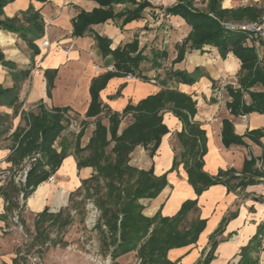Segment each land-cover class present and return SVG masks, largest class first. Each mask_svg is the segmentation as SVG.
<instances>
[{
	"label": "crops",
	"instance_id": "crops-1",
	"mask_svg": "<svg viewBox=\"0 0 264 264\" xmlns=\"http://www.w3.org/2000/svg\"><path fill=\"white\" fill-rule=\"evenodd\" d=\"M147 1L152 7L147 8L140 19L126 23L125 18L120 15L130 5L117 4L113 9V18L91 25L79 35L75 34V22L82 12L91 13L100 8L95 0H15L4 8L3 18H13L22 17L29 7H34L41 14L45 29L43 37L35 41L40 49L35 55L28 42L18 34L0 30V49L5 59L16 64L19 69L32 67L29 78L21 84L20 101L25 108L20 110L7 139L0 142V165H12L16 171L22 170L26 165L27 160L19 168L10 161L14 145L11 135L18 128L29 129L22 118V111L28 112L31 106L44 103L48 109L72 111L85 128L80 141L84 148L94 134L99 117L109 127L110 122L106 117L108 109L123 113L128 105H137L162 89L171 88L157 84L158 74L164 70L166 62H171L174 71L193 73L197 68L201 69L203 75L195 84L179 83L180 88L177 90L191 96L196 102L193 122L205 132L207 138L203 171L213 178L220 177L219 174L224 172L220 177L223 182L210 186L198 195L189 182L185 165L181 163L173 168L175 159L181 161L185 150L179 136L184 124L170 109L165 110L164 124L169 132L162 138L158 150L151 155L149 150L138 146L130 156L132 166L145 171L153 170L157 177L167 175L168 184L156 198L140 200L144 207L143 213L150 218L157 214L174 217L186 201H197L196 209L189 213L185 227L189 228L195 220H204L205 228L196 243L171 249L168 252L171 262L204 264L211 256L208 264H264V234H259L260 229L264 231V176H254L252 172L245 170L246 161L254 157L257 163L263 160L264 173V114L252 112L248 114V120L244 121L230 107L234 101L230 89L244 92L240 84L242 62L233 53L223 58L218 48L211 45L201 49L187 48L182 60L177 61L179 48L191 32V27L183 18L166 13V8L176 5L178 0ZM207 4L208 0L206 7ZM246 7L264 8V0L222 1L223 9ZM98 37L108 39L111 50L138 45V52L142 51L145 60L133 74L130 73L135 76V81H129L127 73L118 71L114 56L104 54ZM46 40H49L48 48L43 46ZM257 51L263 58V49ZM157 52H165L166 57L157 60ZM143 63H150V67L143 69ZM4 67L0 63V84L7 88L13 87L15 82L9 72L4 71L8 68ZM166 78L169 79L167 75ZM227 78L233 79V82L223 92L224 102H210L208 97L212 94L216 96V90ZM51 79L52 89L49 93ZM101 80H106L99 92L105 111L98 117H87L92 102V85ZM251 90L263 91V88L259 86ZM215 98L219 100L217 96ZM244 100L247 104L251 103L246 92ZM127 118L129 121L125 122ZM225 121L231 124L236 135L244 136L245 145L225 146L222 136ZM132 122L133 115L127 114L120 124L119 134ZM249 132H260L262 135H256L255 140H251L245 136ZM68 135L66 129L54 146L58 152H61L62 145L69 147L68 156L50 176L55 178V182H43L27 197V209L37 218L46 209L49 213L58 214L67 206L71 193L78 191L84 180L96 174L92 167H78L74 154L77 135L71 144L67 142ZM113 147L114 143L108 152ZM247 180L255 182L238 186L240 181ZM25 183L26 180L20 185L12 181L5 186L0 182V228L8 221L12 209L18 207L19 198L24 195ZM14 187L17 191L13 190ZM4 192L10 194V201L14 203L12 209H9L11 202L5 198ZM135 253L137 264H140L136 251L120 258ZM120 258L113 261V264H121Z\"/></svg>",
	"mask_w": 264,
	"mask_h": 264
},
{
	"label": "trees",
	"instance_id": "trees-1",
	"mask_svg": "<svg viewBox=\"0 0 264 264\" xmlns=\"http://www.w3.org/2000/svg\"><path fill=\"white\" fill-rule=\"evenodd\" d=\"M14 1L0 0V30L18 34L28 42L33 54H38L40 49L35 41L44 35L45 24L42 16L31 6L22 17L3 18L4 8ZM36 1L44 2V0ZM95 1L100 4V8L91 13L82 12L78 16L75 22L76 35L83 34L91 25L104 23L113 18V9L117 4L130 5L125 13L120 15L125 18L126 23L140 19L144 11L152 7L147 0ZM222 1L208 0L207 7L200 9L195 6L194 0H178L176 5L166 8L167 14L183 18L191 27L190 34L179 48L177 61L182 60L187 48L201 49L206 45L218 48L223 58L233 53L242 62L240 84L244 92L230 89L234 97L230 105L232 112L237 115L252 112L264 114V54L261 58L257 48L248 43L245 33L228 30L223 24L231 22L230 20L250 22L259 20L264 14V8L223 9ZM97 39L104 54L114 56L119 72L133 74L145 60L142 51L138 52L137 44L127 49L111 50L108 39L102 37ZM262 49L264 52V47ZM165 57V52L156 53L157 60ZM0 63L12 70L11 77L15 82L10 88L0 84V107L14 109V113L17 114L22 106L21 84L29 78L32 67L19 69L16 64L5 59L1 49ZM202 75L201 69L197 68L193 73L173 71L168 78L177 83L193 85ZM105 82L106 80H101L93 83L92 102L87 117H98L105 111L99 96ZM259 86L263 91L251 90ZM51 89L52 79L48 86L49 93ZM245 92L251 98L250 104L244 100ZM169 109L184 124L179 136L185 150L181 161L175 159L173 168L183 163L188 172L189 182L200 195L210 186L223 182L220 177L225 173L221 172L220 177L213 178L203 171L207 138L205 132L193 122L196 102L191 96L177 89H162L159 93L141 100L137 105H128L123 113L108 109L106 117L110 122L109 127L104 125L102 117H99L94 134L84 148L81 147L80 141L85 128L76 137L74 154L78 167L80 169L92 167L96 174L83 181L82 187L77 192L81 194L84 191L85 195L81 201H75L71 209L85 205L88 200H95L101 210V219L96 227L101 234L103 245L110 252L112 261L136 251L140 264H176L168 259V252L173 248L196 243L205 228L204 220H195L189 228L185 227L186 219L189 213L196 209L197 201H186L174 217H162L157 214L150 218L143 213L144 207L140 200L156 198L168 184L167 175L157 177L153 170L145 171L132 166L130 156L138 146H143L154 155L162 138L169 132L163 118V112ZM66 112L67 109H48L44 103H40L35 111H22V118L29 129L18 128L11 135L14 145L10 161L19 168L27 158H32L35 154L41 155V159L33 161L27 174L23 190L24 198H27L40 184L49 180L69 154L68 146L62 145L61 152L54 147L68 127L69 121L64 115ZM127 114L133 115V122L119 134L120 124ZM11 128L10 115L0 114V142L7 138ZM256 135L262 134L249 132L245 136L255 140ZM222 136L227 147L246 144L243 140L244 136L236 135L231 124L226 121ZM112 143L114 147L108 152ZM245 170H249L254 176H264L262 170L258 169L254 157L246 161ZM254 182V180L240 181L238 186H247ZM13 190L17 191V188L14 187ZM4 196L7 200H11L9 193L4 192ZM10 202L9 209H12L14 203ZM71 209L66 216L63 210L53 214L46 209L39 214L35 223L38 232L37 241L41 240L43 244L48 241L56 244L44 229V225L48 222L51 227L67 228L74 222ZM260 233L264 234V231L260 229ZM211 259L212 257L209 256L204 264H208ZM14 263L18 264L19 259L16 258Z\"/></svg>",
	"mask_w": 264,
	"mask_h": 264
},
{
	"label": "rangeland",
	"instance_id": "rangeland-1",
	"mask_svg": "<svg viewBox=\"0 0 264 264\" xmlns=\"http://www.w3.org/2000/svg\"><path fill=\"white\" fill-rule=\"evenodd\" d=\"M194 1L196 7L201 9L206 8L207 0ZM241 4H244V2H241ZM45 47L48 48L49 46ZM170 63V61L166 62L163 68L164 70L158 74L159 79L157 84H163V87L168 86L173 89H179V83L166 78V75L169 76L174 71L172 69L173 66H171ZM148 67H150V63H143V69H147ZM4 71L9 72V75H11V69H4ZM134 79L135 76L132 79L128 78L129 81H135ZM150 80H152V78H150ZM231 81L233 82V79L227 78L223 82L229 85ZM215 97L216 96H213L212 94L208 97V100L210 102H224L225 100V95L220 99L217 97L219 100H216ZM23 107L25 108L22 103L20 110ZM36 107V105L29 107L28 112L35 111ZM19 112L15 114L14 109L3 107L0 114H9L10 124L13 126L19 117ZM64 115H69L73 122V126H71L72 122L67 124L69 134L67 142L71 144L74 141V136L80 133L78 131L79 128L83 125L81 120L79 121L72 111H68L64 113ZM124 121L128 122L129 118ZM108 151H110L109 148ZM34 156L36 157V154ZM32 158L26 159V165L20 171H16L12 165H0V172L7 170L11 171V176L0 180V182L2 181L5 186L12 183V181H15L19 185L23 184L25 182L23 181L25 170L31 167L30 165L33 162ZM262 169L263 166L260 170ZM53 182H55V178L51 183ZM84 195V191H82L81 194L77 191L71 193L67 206L61 209L64 211V216L67 215V212L71 209L73 203L75 201H81ZM27 202V198H24V195H21L18 207L12 209L8 221L3 224L2 228H0V264H15L14 260L16 258L19 259L18 264H113L110 253L103 245L101 234L96 227L98 221L101 219V210L94 199L86 201L85 205L77 207L76 209H71L74 222L67 228L59 229L58 227H51L48 222L44 225V229L50 234V237L56 241V244H53L50 241L44 244L41 240L37 241L38 232L35 224L37 216H33L29 213ZM90 204H94L99 211V217L97 219L94 218L93 212L89 209L88 205ZM120 263L137 264L136 253L120 258Z\"/></svg>",
	"mask_w": 264,
	"mask_h": 264
},
{
	"label": "built area",
	"instance_id": "built-area-1",
	"mask_svg": "<svg viewBox=\"0 0 264 264\" xmlns=\"http://www.w3.org/2000/svg\"><path fill=\"white\" fill-rule=\"evenodd\" d=\"M224 26L231 31H238L241 33H245L247 35V41L255 46L257 49H262L264 47V14L260 17L259 20L256 21H251V22H245V23H234V22H224ZM44 46H49V40H46L43 42ZM127 77L129 79H132L134 76L132 74H128ZM228 86L227 83H222L220 88L216 90V96L220 99L223 96V92L225 91L226 87ZM37 108V107H36ZM34 109V108H33ZM67 120L72 122L71 117L68 115H65ZM242 119L244 121L248 120L249 115L248 114H243L241 115ZM73 126V122L72 125ZM83 129V127L79 128V132ZM40 158V155H36V157H33L32 160L34 161L35 159ZM258 168H262L263 166V161H259L257 163ZM30 167L25 170V175L23 181L26 180L27 174L29 171ZM11 176V171H3L0 172V180H3L7 177ZM54 180V177H50L49 181L52 182ZM89 209L93 212V216L95 219L99 217V211L98 209L94 206V204L88 205ZM96 221V220H95Z\"/></svg>",
	"mask_w": 264,
	"mask_h": 264
}]
</instances>
